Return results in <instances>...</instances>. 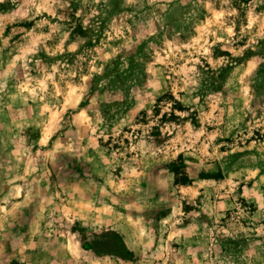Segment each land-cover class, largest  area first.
Instances as JSON below:
<instances>
[{
    "label": "rangeland",
    "instance_id": "obj_1",
    "mask_svg": "<svg viewBox=\"0 0 264 264\" xmlns=\"http://www.w3.org/2000/svg\"><path fill=\"white\" fill-rule=\"evenodd\" d=\"M0 264H264V0H0Z\"/></svg>",
    "mask_w": 264,
    "mask_h": 264
},
{
    "label": "trees",
    "instance_id": "obj_2",
    "mask_svg": "<svg viewBox=\"0 0 264 264\" xmlns=\"http://www.w3.org/2000/svg\"><path fill=\"white\" fill-rule=\"evenodd\" d=\"M241 1H248V0H241ZM173 172H174L175 175H179V173H181V172L178 171V168L173 169ZM183 180H185V179H183Z\"/></svg>",
    "mask_w": 264,
    "mask_h": 264
}]
</instances>
